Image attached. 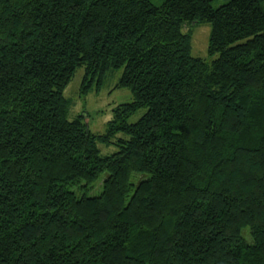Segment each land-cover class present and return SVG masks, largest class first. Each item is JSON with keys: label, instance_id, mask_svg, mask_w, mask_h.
Masks as SVG:
<instances>
[{"label": "trees", "instance_id": "trees-1", "mask_svg": "<svg viewBox=\"0 0 264 264\" xmlns=\"http://www.w3.org/2000/svg\"><path fill=\"white\" fill-rule=\"evenodd\" d=\"M214 1L0 0V264H264V0ZM79 66L134 95L103 134Z\"/></svg>", "mask_w": 264, "mask_h": 264}, {"label": "rangeland", "instance_id": "rangeland-1", "mask_svg": "<svg viewBox=\"0 0 264 264\" xmlns=\"http://www.w3.org/2000/svg\"><path fill=\"white\" fill-rule=\"evenodd\" d=\"M155 5H161L166 0H150ZM223 0H215L213 6L222 4ZM264 6V4H263ZM183 30L190 35L191 55L211 61L208 47L212 30V24L207 21L199 23L185 22ZM122 69L107 68L104 72H98L86 77V69L79 66L64 90V97L68 101V114L70 118L84 114L91 132L103 134L107 130L108 121L113 119V108L121 103L131 102L134 95L130 88L118 86ZM89 83L85 87V84ZM146 109H139L129 117V122L137 121ZM102 154H112L117 150L114 145L99 143ZM248 230V229H247ZM246 231V230H245Z\"/></svg>", "mask_w": 264, "mask_h": 264}]
</instances>
